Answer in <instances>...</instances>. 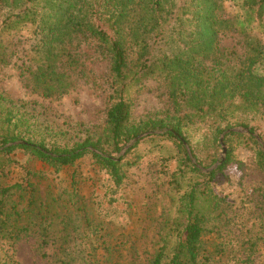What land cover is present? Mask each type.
Returning a JSON list of instances; mask_svg holds the SVG:
<instances>
[{"label": "trees", "instance_id": "trees-1", "mask_svg": "<svg viewBox=\"0 0 264 264\" xmlns=\"http://www.w3.org/2000/svg\"><path fill=\"white\" fill-rule=\"evenodd\" d=\"M240 7L245 17L235 25L232 18L220 16L221 0H0L1 69L18 55L15 43L5 42L4 34L30 25L36 54L32 62L17 66L29 93L60 98L83 81L105 98L102 114L84 125L81 135L73 140L69 128L55 129L31 101L16 99L0 89V156H6L7 162L12 160L11 153L22 150L60 172L91 154L119 187L128 178L129 168L145 155L137 151L141 141H171L176 147V156L165 158L177 161L174 171L165 172L168 195L181 214L172 229L174 240L169 239L170 234L161 236L156 251L134 263V257L128 260L123 254L122 245L114 250V244L94 225L92 245L97 243L106 254L100 256L95 247L93 251L79 250V256L64 243H77L81 226L74 227V218L63 215L59 220L64 229L59 235L63 240L60 264H78L79 259V264H103L101 257L113 252V264H122L123 258L124 264H255L260 237L243 235L240 239L245 250L234 248L233 239L223 236L228 229L226 197L212 188V182L230 163L243 167V162L235 159V141L253 149L256 164L264 173V149L255 135L258 132L264 141V43L250 34L251 23L264 19V0H243ZM230 30L244 34V56L221 44ZM103 59L108 68L100 74L94 64ZM150 77L165 84L168 110L135 118L136 99ZM239 113L252 115L251 120L234 121ZM209 118L210 132L195 143L190 137L192 127ZM234 126L247 131L227 133L226 158L219 159L215 169L205 171L218 161L221 135ZM150 131L159 132L141 138L120 156L131 140ZM5 168L0 170V251L5 253L0 255V264H13L14 246L29 226H11L8 209L14 193L32 187L29 179L33 173L28 169L26 184L4 183ZM76 173L74 170V189ZM255 191L264 210V185ZM202 200L211 209L204 208ZM69 204L76 205L73 201ZM10 208L20 214L18 203ZM85 215L88 227L93 226ZM261 220L264 229V218ZM46 223L42 222L44 227ZM210 233L224 237V241L211 244L213 249L205 240ZM42 242H48L46 236Z\"/></svg>", "mask_w": 264, "mask_h": 264}, {"label": "rangeland", "instance_id": "rangeland-1", "mask_svg": "<svg viewBox=\"0 0 264 264\" xmlns=\"http://www.w3.org/2000/svg\"><path fill=\"white\" fill-rule=\"evenodd\" d=\"M242 1L221 0L220 16L232 18L233 24L236 25L239 18L245 17L240 7ZM250 28V34L257 36L264 43V19L261 22L253 21ZM3 37L5 42L15 43L14 49H17L18 55L13 57L12 64L0 68V89L16 99L31 101L32 106L43 113L42 117L50 121L55 129L69 128L70 139L77 140L84 125L97 120L102 114L105 104L104 96L83 81L60 98H46L38 93H29L18 76L17 66L24 62L30 63L35 57L36 53L32 49L35 43L34 28L30 25L22 26L10 33H5ZM244 40V34L230 30L222 37L221 44L228 49L234 48L238 56H244L247 47ZM94 65L96 71L102 74L107 71L108 61L103 59ZM166 91L163 82L154 77L147 78L136 99L134 117L140 118L152 112L168 110ZM251 116L239 113L234 121L248 122ZM70 124L74 127L71 128ZM210 124H212L211 118L197 122L191 129V139L195 143L202 141L204 135L210 132ZM232 128L244 129L242 126ZM256 134L259 136L258 132ZM225 136L224 159L228 150ZM259 138L262 143L257 140L263 148L264 141L260 136ZM159 144H163V147ZM221 147L218 161L223 159L222 144ZM137 151L145 155L137 165L129 168L128 178L119 187L113 184L107 171L95 163L91 154H86L78 160L74 167H66L60 172H56L49 165L22 150L14 151L9 155L12 158L11 162H7L6 156H0V170L3 166L6 167L1 177L4 183L23 181L26 184L28 169L33 173L29 179L32 187L23 193L20 191L14 193L11 197L10 207L13 203H18L20 214H15L10 207L8 209L11 213L9 222L11 226L14 225L20 229L29 226V231L23 230L20 233L21 238L14 246L12 263L60 264L59 257L62 256L58 257V252L62 250L63 240L59 238V235L64 229L59 220L63 215H71L74 218V227L81 226L79 227L82 230L81 239L75 244L74 242L64 243L66 248L77 251L79 256H82L78 253L79 250L93 251L92 248L95 247H98L100 256L103 253L106 254V251L97 243L92 245L95 242L92 241L94 225L98 226V233L103 234L110 243L114 244V250L122 245L123 254L128 256V260L134 257V263H140L149 258L151 253L159 247L161 236L170 234L169 239L173 241L175 234L172 229L177 226L181 214L176 211L177 208L168 195L166 188H169V177L165 172L174 171L177 161L175 158L170 160L165 158L170 155L176 156V147L171 141L152 142L150 139H145L141 141ZM233 151L235 159L243 162V167L240 168L237 162H232L212 182L214 192L226 197L228 205H226L227 216H225L228 229L223 232V236L232 238L234 248H240L242 252L245 249L241 236L260 237L255 247V264H264V229L260 225L261 219L264 218V210L260 207L261 199L255 191L256 188L264 185V173L256 164L253 149L235 141ZM74 170L77 172L75 177L77 191L72 185ZM28 187L29 185H26V188ZM30 199H33L31 205ZM70 201L76 205L69 204ZM201 203L204 208L211 209L208 205H204L203 200ZM78 209L82 211L78 212ZM85 214L91 219L93 226L88 227ZM44 220L47 222L45 227L42 224ZM165 222L168 223L165 224ZM43 236L47 237L48 242L45 244L42 242ZM205 240L213 249L211 244L224 241V237L210 233ZM127 250H129L128 253ZM2 254H5L4 249L0 251V255ZM114 254L115 252L101 257L103 264H113ZM80 262L79 259L77 263ZM121 262L124 264L125 258L121 259Z\"/></svg>", "mask_w": 264, "mask_h": 264}, {"label": "water", "instance_id": "water-1", "mask_svg": "<svg viewBox=\"0 0 264 264\" xmlns=\"http://www.w3.org/2000/svg\"><path fill=\"white\" fill-rule=\"evenodd\" d=\"M229 131H247L245 128L244 129H237V128H232V129H229V130H227L225 133H227V132H229ZM159 131H150V132H145V133H142V134H140L139 136H137L136 138H134L133 140H131L126 146H125V148L122 150V152L120 153V156L121 155H123L125 152H126V150L127 149H129L130 147H132L139 139H141L142 137H144V136H146V135H148V134H150V133H158ZM225 133L222 135V137H221V139H220V142H221V144H222V146H223V159H224V157H225V154H226V146H225V144H224V136H225ZM255 135H256V137H257V139L262 143V141H261V139L259 138V136L255 133ZM17 143H19V142H13L12 144H17ZM186 147H187V149H188V152H189V154L192 156V153H191V151H190V148H189V146L188 145H186ZM263 149H264V143H263ZM223 159H221V160H223ZM192 160L194 161V162H196L195 161V159L192 157ZM221 160H219L214 166H212L211 168H208V169H204V170H206V171H211V170H213V169H215L217 166H218V164H220L221 163Z\"/></svg>", "mask_w": 264, "mask_h": 264}]
</instances>
